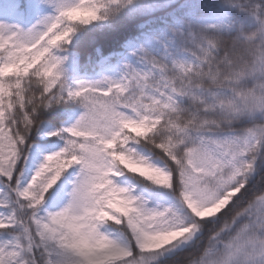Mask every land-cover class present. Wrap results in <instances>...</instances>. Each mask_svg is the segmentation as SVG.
I'll return each mask as SVG.
<instances>
[{"label":"snow or ice","instance_id":"1","mask_svg":"<svg viewBox=\"0 0 264 264\" xmlns=\"http://www.w3.org/2000/svg\"><path fill=\"white\" fill-rule=\"evenodd\" d=\"M0 264H264V0H0Z\"/></svg>","mask_w":264,"mask_h":264}]
</instances>
